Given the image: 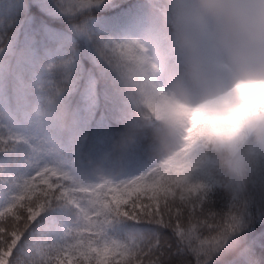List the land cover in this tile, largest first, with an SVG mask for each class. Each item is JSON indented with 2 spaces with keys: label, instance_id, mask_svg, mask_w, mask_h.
Segmentation results:
<instances>
[{
  "label": "snow or ice",
  "instance_id": "snow-or-ice-1",
  "mask_svg": "<svg viewBox=\"0 0 264 264\" xmlns=\"http://www.w3.org/2000/svg\"><path fill=\"white\" fill-rule=\"evenodd\" d=\"M99 3L77 0L75 6ZM131 8L122 3L114 12ZM149 8L147 0L130 12L124 39L103 43L100 55L108 65L113 51L142 35ZM77 81L83 99L75 120L79 139L108 137L115 95L87 70H77L72 84ZM56 203L77 209V227L62 243L38 244L18 258L25 232ZM0 264H264V193L230 199L210 183L193 186L175 177L170 161L139 165L134 172L111 170L88 182L55 167L40 168L0 207Z\"/></svg>",
  "mask_w": 264,
  "mask_h": 264
},
{
  "label": "clouds",
  "instance_id": "clouds-1",
  "mask_svg": "<svg viewBox=\"0 0 264 264\" xmlns=\"http://www.w3.org/2000/svg\"><path fill=\"white\" fill-rule=\"evenodd\" d=\"M159 22L160 40L150 17L141 36L113 51V79L158 114L162 153L187 130L226 176L246 181L264 163V0H165Z\"/></svg>",
  "mask_w": 264,
  "mask_h": 264
}]
</instances>
